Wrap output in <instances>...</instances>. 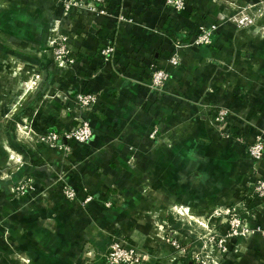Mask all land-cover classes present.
Here are the masks:
<instances>
[{"label":"crops","instance_id":"obj_1","mask_svg":"<svg viewBox=\"0 0 264 264\" xmlns=\"http://www.w3.org/2000/svg\"><path fill=\"white\" fill-rule=\"evenodd\" d=\"M112 1L132 23L63 13L51 0H0V45L13 48V77L0 82V119L13 99V129L0 120V264H105L115 239L150 255L139 264H190L203 236L225 232L211 210L242 198L264 224V204L253 200L264 157L257 163L247 154L255 135L264 136V0H184L179 13L162 0ZM247 4L254 25L226 21ZM55 22L69 38L72 68L56 66L47 47ZM212 24L210 45L183 48L178 64H169L172 43ZM109 40L112 64L98 52ZM150 63L169 74L159 92L145 85ZM79 90L97 96L81 115L92 137L82 146L62 141L66 153L40 137L76 124L70 100ZM218 108L230 111L227 132L242 143L220 140L211 122ZM19 125L27 126L24 136ZM60 172L78 190L73 201L61 193ZM117 196L121 202L104 206ZM228 248L219 264H264L258 235Z\"/></svg>","mask_w":264,"mask_h":264},{"label":"built area","instance_id":"obj_2","mask_svg":"<svg viewBox=\"0 0 264 264\" xmlns=\"http://www.w3.org/2000/svg\"><path fill=\"white\" fill-rule=\"evenodd\" d=\"M57 3L63 13H69L73 11L84 10L89 12L94 17H113L118 24L132 23V18L127 16L124 9L120 6L115 10L107 8L105 0H51ZM163 5L174 12H181L185 9L184 0H162ZM254 4H247L240 6L232 14L225 15L227 22L234 24L237 28H245L254 25L255 17L249 13ZM217 29V24L209 26L198 25L193 28V33L190 35L187 42L176 41L172 43V52L168 58V62L172 66L178 64L179 50L183 48H198L202 46H208L212 42V37ZM154 33L161 34L163 31L161 28H155ZM50 34L47 37L46 43L50 51L52 59L56 66L62 69L72 68L75 64V58L72 54V50L69 45V38L66 33L60 32L57 26V22L50 28ZM185 33V31L183 32ZM186 34V33H185ZM99 57L103 63H113L115 48L111 40L107 41L99 49ZM148 82L145 84L149 91L159 92L163 85L169 78V74L158 68L155 64L150 63L148 65ZM97 96L91 92L77 91L74 96L71 97L72 108L77 110L78 119L76 124L67 130H63L61 134L48 133L42 136L41 141L53 145L59 149H63L66 153H69V147L63 146L62 141L66 143H73L76 145H87L92 137L91 127L87 120L81 117L82 114L89 112L93 105L96 103ZM66 106V104H65ZM230 111L227 108H218L214 111L211 122L214 129L220 135L221 141H235L243 142L240 137H233L227 131L228 119ZM156 135V130H153L149 134V138L152 140ZM247 154L253 162H261L264 157V136L262 133L256 134L253 141L247 146ZM63 172H60L56 179L57 184L61 190L62 195L70 201L77 198L78 190L69 187L63 180ZM24 187H19L17 190H22ZM256 199L264 204V179H259L254 183V191ZM92 196L88 195L81 202L83 205L90 202ZM121 197H112L105 200L104 206L111 208L115 203L121 202ZM243 198L232 205L215 206L211 213L210 218L220 219L225 226V232L222 234H216L211 232L202 237L201 247L191 253L190 264H219V260L229 253L228 245L236 239H248L255 235H258L264 239V224L258 219L256 213L252 209L248 208L245 203L243 204ZM242 204V205H241ZM251 210V212H250ZM182 213H185L183 210ZM177 212L179 216L182 214ZM247 214L246 218L241 215ZM251 224V225H249ZM166 243L175 251L180 249L179 243L176 240H167ZM214 247L215 252H211V248ZM232 251L235 252L236 247L232 246ZM150 255L143 252L137 247L127 245L120 239L113 240L106 253L104 254L105 264H139L141 261L148 259Z\"/></svg>","mask_w":264,"mask_h":264},{"label":"rangeland","instance_id":"obj_3","mask_svg":"<svg viewBox=\"0 0 264 264\" xmlns=\"http://www.w3.org/2000/svg\"><path fill=\"white\" fill-rule=\"evenodd\" d=\"M8 32L11 33L10 30H8ZM0 47H3L2 48V52L7 55V60L6 61H4V60L0 61V68L2 67L0 69V73H2V75H1L2 77L0 76V82H2V80L10 79V77H13V48L12 47L8 48V47H6V45H0ZM53 63H54V61H53ZM36 79H37V77H35V79L33 81L34 83L36 82L35 81ZM24 88H25V86H24ZM6 103H8L9 106H6V108L3 110L2 118L0 119V120H2V122L1 121L0 122L2 123V127H4L5 124H8L13 129V104H12L13 103V99L8 100ZM2 127H0V128H2ZM10 127H9V129H10ZM21 127H22V125H19L17 127V134L19 135V133H21L24 136V134H25V132L27 130V126L24 127V125H23L22 129H20ZM48 133H55V132H46V133H44V135L48 134ZM41 136H43V135H41ZM11 138L13 140V135H11ZM41 138L42 137H40V139ZM10 143H12V142H10ZM48 143H49V145H53L51 142H48ZM9 158H10V156H9ZM10 166H11V168H13V164L9 165V167ZM3 239H4V241H3L4 243H8L9 244L10 237H9L8 234H6V236L3 235L2 240ZM12 255H13V251L11 253V256Z\"/></svg>","mask_w":264,"mask_h":264},{"label":"trees","instance_id":"obj_4","mask_svg":"<svg viewBox=\"0 0 264 264\" xmlns=\"http://www.w3.org/2000/svg\"><path fill=\"white\" fill-rule=\"evenodd\" d=\"M111 0H105V5L107 8H110L112 10H115L116 8L120 7L121 5L118 3H113L114 1H112V3L110 2ZM190 37V36H189ZM189 37H185V40L182 39L181 42H187L189 40ZM174 40V39H173ZM175 41V40H174ZM255 197V196H254ZM242 216V215H241ZM243 218H245L244 216H242ZM109 247V246H108ZM106 253V252H105ZM105 261V259H104Z\"/></svg>","mask_w":264,"mask_h":264}]
</instances>
